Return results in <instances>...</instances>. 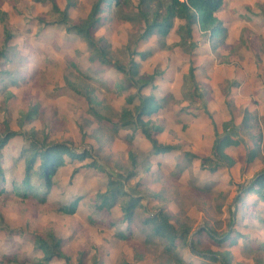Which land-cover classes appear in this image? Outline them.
<instances>
[{"label":"rangeland","instance_id":"rangeland-1","mask_svg":"<svg viewBox=\"0 0 264 264\" xmlns=\"http://www.w3.org/2000/svg\"><path fill=\"white\" fill-rule=\"evenodd\" d=\"M55 1L61 9L68 2ZM69 1L71 25L84 20L96 2ZM131 1L124 9L114 7L107 12L95 41L101 45L98 39L102 38L109 59L127 69L131 58H135L142 74L154 70L161 73L142 94L154 95L159 102L158 114L151 117L166 121L159 140L177 145L180 150L158 157L152 156L151 145L140 130L133 133L115 126L123 109L133 110L139 103L137 98L133 105L127 102L129 95L137 94L130 80L112 66L92 60V46L67 32L64 25L51 24L58 16L49 1L0 0V11L7 14L5 23L0 21V52L7 51V56L0 59V136L5 123L22 135L3 149L1 164L6 183L0 180V189L11 191L13 184L22 183L25 164L20 156L30 148L26 138L32 131L40 143L47 138L49 142L67 143L77 153L87 150L92 154L84 162L66 158L45 204L34 196L23 198L11 192L0 197V258L16 257L17 261L7 264H35L43 254L34 246V234L50 241L49 233H54L65 240V252L73 264L82 251L87 253L88 264L94 257L99 264H171L172 257L163 252L165 242L164 246L159 241L147 243L139 226L129 244L116 238L119 228L110 225L120 222V205L110 212L97 210L98 195L109 186L120 185L129 195L121 202L126 204L134 196L143 199L144 210L138 209L139 216L158 212L162 203L147 196L148 188L166 198L172 222L180 230L190 229V237L205 226L220 235L230 234L233 244L220 249L210 247L227 251L233 264H264V201L252 195L246 208L236 203L252 177L264 169L260 159L247 163V152L253 145L239 131L248 109L259 114L264 132V0H224L217 15L228 29L226 43L228 39L235 42L225 43L214 52L210 41L195 34L199 44L193 56L174 46L180 39L176 30L184 24L181 19L175 20L165 40L171 49H162L157 34L140 40L145 26L135 18L138 0ZM126 16L133 20H125ZM40 20L51 25L43 28ZM6 30L14 36L8 50L4 47ZM133 53L138 56L133 57ZM191 60L197 67L196 81L204 99L196 98L186 79ZM234 82L238 85H232ZM88 94L103 119L92 114L86 101ZM31 110L36 112L35 118L27 120ZM232 117L235 128L230 134L243 141L226 149L235 162L232 167L212 173L202 170L200 161L184 157V152L200 157L211 155L217 138L214 124L222 136V123ZM130 150L138 165L136 176L127 181L133 169ZM94 163L97 168L90 167ZM75 168L80 171L71 179ZM75 201L78 204L74 215L59 210ZM120 225L122 230L127 227L124 222ZM240 237L244 239L240 241ZM183 256L190 264H212L192 256L187 249ZM51 264L65 262L54 260Z\"/></svg>","mask_w":264,"mask_h":264},{"label":"trees","instance_id":"trees-1","mask_svg":"<svg viewBox=\"0 0 264 264\" xmlns=\"http://www.w3.org/2000/svg\"><path fill=\"white\" fill-rule=\"evenodd\" d=\"M39 3L49 1L52 4V11L58 16V20L51 22V24L64 25L66 31L75 33L78 37L85 40L92 46V60H99L103 66H112L119 73L123 74L127 80H130L132 86L137 89L136 95H129L127 102L133 105L134 99L137 98L139 103L134 105V109H123L121 113V120L115 126L117 129H128L135 133L140 130L142 135L149 141L151 145L152 156L158 157L173 151H179V147L173 144H166L159 140L158 136L165 130V120L162 118H151L158 114L160 105L154 95H144L142 91L150 86H153L156 79L161 76V73L154 70L151 74H142L140 72V64L131 58L128 69L109 59L107 48L103 47V39L95 41L96 32L104 25L107 19V12L114 9H124L131 5V0H96L92 6L89 14L84 20L78 21L76 24H69V9L72 4L68 0L64 9H61L55 0H36ZM224 0H138L135 6L136 20L141 21L145 28L141 33L139 39L143 40L151 34H157L161 43L162 49H171L166 43V38L171 34L175 27V20L181 19L184 21L176 32L179 35V42L174 46L182 48L186 53L193 56L198 46V41L194 39L195 34L200 37H205L211 43V48L216 52L221 46L225 45L228 37V29L224 20L218 17V12L222 8ZM154 5V7H153ZM264 16V13H263ZM7 14L0 11V21L5 23ZM125 20H133L131 16H126ZM42 27H48L49 23L40 20ZM14 36L6 30L4 47L9 48L10 41ZM4 50V49H3ZM7 52V51H6ZM0 52V59L5 58L7 53ZM138 56L133 53V57ZM197 67L193 60L190 61L188 75L186 79L190 80L193 90L196 92V98L204 99L203 92H199L200 88L196 81ZM232 85H238L234 82ZM77 90V89H76ZM79 91V90H77ZM80 92V91H79ZM86 101L92 110V114L98 118L103 119L95 109V100L91 99V95L86 96ZM98 103V102H97ZM206 107L205 102L203 103ZM204 107V108H205ZM36 112L31 110L27 113L26 119L33 120ZM198 114L193 115L197 117ZM148 118L144 120V118ZM259 114L255 111L245 109L239 131L245 133L248 140L251 141L252 147L247 152V163H253L256 159L264 161L263 142L264 132L260 129ZM5 129L2 136H0V180L3 184L6 183L4 176V169L1 164L3 149L8 143L19 136V132L11 131L9 124H4ZM223 135H219L218 125L214 124L216 140L213 143L211 155L200 157L194 153L184 152V157H188L191 161L198 160L201 162V169L212 173L218 171L222 167H232L235 162L231 156L226 152L227 148L239 146L243 143L237 135L230 134V130L235 128V121L232 117L229 121H225L221 125ZM27 137V136H26ZM30 148L23 150L20 158L24 160V177L20 184H13L12 190L9 191L5 187L0 189V197L4 194H17L23 198L34 196L39 203L45 204L47 202V195L51 192L54 186V178L59 169L66 165V158L71 162H84L92 158V154L85 150L83 153L75 152L67 143L49 142L45 138L42 143L35 137V132L30 133ZM133 136L128 139L131 144ZM129 158L133 169L127 175V181L136 176L137 157L133 151H129ZM90 167L97 168V165L91 164ZM148 172L151 169H146ZM80 168H75L71 179L78 174ZM183 170L181 171V173ZM147 196L150 199L162 202L159 205L158 212L146 217L139 216L138 209L144 210L142 198L131 197L125 204L120 200L123 197L129 196L125 190L120 186L108 187L105 193L99 194V204H96L97 210H107L110 212L112 208L117 205L121 206L122 217L120 222L111 223L110 226L118 227L115 236L117 239L130 243L132 236L137 226L141 227L142 234L145 236L147 243H155L159 241L165 242L163 252L172 257L171 264H190L183 256V250L187 251L205 262L210 261L212 264H233L232 256L227 251H214L210 246L225 248L231 244L232 235H220L205 227L199 228L191 237L190 229L184 228L180 230L176 224L172 222L173 215L169 209L165 197L147 188ZM252 195H257L264 201V169L256 173L251 181L244 187L241 194L236 198V203H240L242 207H247V199ZM77 201L71 205L61 207L59 210L63 213L74 215L77 212ZM122 222L127 223L126 231L120 229ZM50 241L44 236L37 233L34 234V246L36 250L42 252V257L35 264H51L54 260H64L65 264H73L71 257L65 252V240L58 238L54 233H49ZM244 237H240L242 241ZM209 245V246H208ZM6 261V262H5ZM17 261L16 257L10 255H2L0 264H7L8 262ZM88 264L87 253L80 252L77 263ZM91 264H99L97 257L93 258Z\"/></svg>","mask_w":264,"mask_h":264},{"label":"crops","instance_id":"crops-1","mask_svg":"<svg viewBox=\"0 0 264 264\" xmlns=\"http://www.w3.org/2000/svg\"><path fill=\"white\" fill-rule=\"evenodd\" d=\"M248 17H249V15H248ZM246 20H244V22H245ZM232 41V43H234L235 41H234V39H232V40H230V39H228V41H227V43H226V45L227 44H232V43H230ZM200 45H202L201 43H200ZM263 144H264V142H263ZM213 147V146H212ZM262 148H263V146H262ZM264 154V153H263ZM157 193V192H156ZM157 202V201H156ZM123 214V213H122ZM122 217V216H121ZM112 227H114L115 228V226H112ZM120 229H121V227H120ZM122 230V229H121ZM116 231H117V229H116ZM115 231V232H116ZM123 231H126V229L125 230H123ZM134 235H135V232H134V234H133V236H132V238L134 237Z\"/></svg>","mask_w":264,"mask_h":264},{"label":"built area","instance_id":"built-area-1","mask_svg":"<svg viewBox=\"0 0 264 264\" xmlns=\"http://www.w3.org/2000/svg\"><path fill=\"white\" fill-rule=\"evenodd\" d=\"M183 1V0H182Z\"/></svg>","mask_w":264,"mask_h":264}]
</instances>
